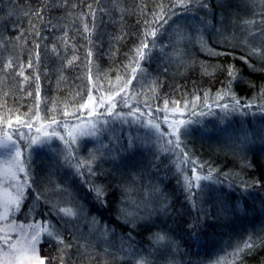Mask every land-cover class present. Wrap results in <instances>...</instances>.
Returning <instances> with one entry per match:
<instances>
[{
    "label": "trees",
    "instance_id": "obj_1",
    "mask_svg": "<svg viewBox=\"0 0 264 264\" xmlns=\"http://www.w3.org/2000/svg\"><path fill=\"white\" fill-rule=\"evenodd\" d=\"M72 2L79 4L76 12H87L88 4L96 10L95 27L90 37L86 38L77 16H67L60 0L55 4L52 0H0V35L12 43H17L15 37L20 33L27 39V43L22 47L17 44L15 49L21 59L27 61L34 41L41 46L39 66L35 70L26 69L32 82L24 87L26 91H33V96L17 92L13 84L2 80L0 104H6L13 111L19 109L21 114L29 107L35 111V75L38 73L42 117L55 102L56 110L48 112V116L70 122L74 121V115L85 119L87 110L81 112L73 108L80 99L77 92L83 95L87 87H92L94 96L103 95L106 89L117 84L118 75L126 79L131 74L135 58L142 70L138 77L146 79L133 80L129 87V103L147 113L146 102L152 108L153 117H143L155 118L157 122L164 117L163 111H156L164 108V101L169 102V109L173 108V101L178 102L176 107L186 113L195 103L196 111H203L204 115L191 117L198 122L189 125L190 134L182 138L183 143L191 158L204 164L203 175H207L209 168L216 172L212 180L202 184V191L193 189L189 200L184 184L186 176L191 178V164L183 162L179 150L169 151L165 140L150 129L123 120L128 123H115L95 139H84L73 145L80 159L96 154L95 163L99 169L94 177L87 171L78 175L74 167H69L60 155L65 148L60 143L34 147L32 171L41 188L49 189L51 211L54 213V206L60 201H68L62 205L68 207L75 203L83 210L79 220L81 233L87 236L91 220L96 218L111 230L108 240L96 239L95 243L101 249L109 244L127 248L129 241L124 238L130 229L123 222L120 210L127 206L131 211L135 207L133 202L141 201H149L148 210L158 209L163 194L170 205L167 213L158 216L153 212L148 226L141 224L132 231L133 247L148 264H264V59L247 55L253 47H264V0H206L207 8L201 7L200 3H194L188 11L177 8V14L169 21L170 26L165 25L155 41L151 36L147 38L149 48L144 50L142 60L136 49L149 27L145 22L151 21L150 13L159 3H168V0ZM44 3L52 6L44 11L43 23L24 14L41 8ZM49 19L56 25L54 30L47 23ZM29 20L37 23L45 39L35 37ZM88 22L91 26V17ZM187 24L192 26L187 28ZM194 24L204 30L198 31ZM179 26L182 29L178 30ZM65 31L70 38L67 46L59 39ZM52 43L57 44L60 56L52 53ZM89 49L93 52L90 65ZM73 55L77 59L69 66L66 60ZM89 67L94 78L91 85L87 80ZM229 71L234 75L230 76ZM97 76L103 86L99 92L95 91ZM228 89L241 105L251 104L252 107L238 108L226 115L215 106L214 99L217 92ZM6 91L9 95L5 97ZM134 93L135 99L132 98ZM205 93L208 94L207 103L212 105L211 112L204 107ZM116 99L120 100L119 97ZM185 104L188 109L184 108ZM64 105H68V117L62 115ZM7 108L0 109V113L7 114ZM116 109L124 114L130 111L121 104ZM169 116L172 117L171 112ZM40 123L35 121L31 131ZM13 127H16L15 121ZM245 134L248 143L241 144ZM224 137L229 141H224ZM129 141H133L131 148ZM97 145L103 146L104 150L99 153ZM72 163L74 165L75 161ZM222 173L228 174L226 179ZM99 184L107 188L106 206L90 191ZM56 186H59L57 190L52 191ZM34 205L32 199L25 202L22 212L16 216L18 223L27 225L33 223L34 218L42 223L41 217L56 220L55 215H47L49 206L35 205L38 213H29L27 209ZM140 211L147 214L143 208ZM197 215L198 243L188 235L185 227ZM160 229L171 234L179 251L173 249L170 254H163L166 242L161 245L151 243L150 233ZM249 236L256 241V248L242 262L239 258L234 260V248L242 245ZM41 247L44 254L56 255L54 243H44ZM137 259L130 254H119L112 264H137ZM85 264L96 262L85 261Z\"/></svg>",
    "mask_w": 264,
    "mask_h": 264
},
{
    "label": "snow or ice",
    "instance_id": "obj_2",
    "mask_svg": "<svg viewBox=\"0 0 264 264\" xmlns=\"http://www.w3.org/2000/svg\"><path fill=\"white\" fill-rule=\"evenodd\" d=\"M94 2L99 3V0H94ZM52 3L55 4L56 0H52ZM194 3H200V6L204 8L208 7L206 0L202 3L201 0H168V3L161 2L157 5L156 10L151 11V21L145 22L149 27L145 30L144 39L141 40L140 45L136 49V54L141 60L144 57V50L149 48L147 38L151 36L153 41H155L157 33L161 29H164L165 25H169V21L177 14L175 11L177 8L188 11ZM60 5L65 8L67 16L71 17L75 15L81 20L86 38L90 37L95 27L96 10L93 9V5H86L87 12H76L75 10L79 8V4L73 3L72 0H60ZM51 6L48 3H44L41 8L25 11L24 14L26 16L31 15L39 23H43L45 20L43 13ZM68 9L72 11H68ZM89 17L92 19L91 26L88 22ZM29 23L35 37L45 39L37 28V23L32 20H29ZM47 23L52 25L53 30L56 28L51 19ZM152 25L156 27H151ZM77 31H80V28H77ZM59 39L65 46L70 42L66 31L63 32ZM0 41H3L0 42V49H2L0 51V74H3L0 76V82L7 80L15 86L17 92L25 93L29 97L33 96V91H26L24 87V85L32 82V76L31 74H26V69L35 70L39 66L41 59L40 44L34 41L33 48L29 49L28 59L24 61L15 51L17 44L22 47L24 43H27L24 33H20V35L15 37L17 43H12L11 40L2 35H0ZM152 46H155L154 43ZM51 51L60 56L57 44H51ZM6 53L7 55H5ZM247 55L259 56L261 59H264V47H253ZM92 56L93 52L89 49L87 52L89 65L91 64L90 58ZM76 59L77 57L73 55L66 60V64L70 66ZM138 72H142V70L139 68V63L133 58L131 74L126 79L118 75L116 77L117 84L106 89L103 95L94 96L92 87H87L86 93L83 95L77 92L80 99L76 101L73 108L81 112L87 110V117L89 118L84 120L83 116H75L73 113L74 121H82L81 123L58 120L56 116H48V112L56 110L55 102L52 103L51 108L46 109L45 116H41L39 111L41 89L38 73L35 75V111H33L32 107H29L27 112L21 114L19 113V109L13 111V109L7 108L6 104H0V109L7 108V114L0 113V264H85V261H95L96 264H112L119 254H130L138 258L137 264H148L147 259L133 247L132 231L141 224L148 226L153 212H156L158 216L166 214L170 207L167 203V196L162 194L161 207L158 209L148 210L149 201L133 202L135 207L131 211L127 209V206L121 209L120 214L123 217V222L130 229L127 237L124 238L129 241L127 248L124 246L116 248L114 245L109 244L101 249L99 244L95 243L96 239L108 240L111 230L107 229L106 225L100 224L96 218H93L89 227V234L85 236L79 229V220L83 210L75 203L71 207H68L62 206L69 203L68 201H60L54 206L55 211L53 213L51 211L52 200L48 195L49 189L41 188L32 171L34 146L44 147L50 145L52 139L55 137H58L65 145L64 152L60 153L63 156L64 162L69 167H74L78 175L82 176L87 171L90 176L94 177L98 174L99 169V165L95 163L97 159L96 154L92 153L87 159H80L73 145H78L81 139L97 137L102 129H106L112 123L108 117H114L123 121L127 115L133 118L132 122L138 121L142 126H147L160 139H164L169 151L175 152L179 150V155L183 158V162L191 164V178L186 176V183L184 184V187L188 191L187 198L189 200L192 198L193 189L203 190L204 185L200 181L212 180L216 170L209 168L207 175H203L204 164L191 158L190 153L186 151V145L182 139L190 134L189 125L198 122L192 120L191 117L204 115L203 111L197 112V105L193 103L191 110L186 113L176 107L178 104L176 101L172 102L174 106L169 109V102L166 100L164 101V108H157L156 111H163L165 113L163 120L167 123V130H161V124L155 118L145 122L140 118L145 115L153 117L151 106L145 102V106L148 108L147 113H145L139 107H134L129 103V87L132 85L133 80L139 82L140 78L146 79L143 76L138 77ZM229 75L233 76L234 74L229 71ZM16 77L21 79L16 80ZM93 79L91 68L89 67L87 76L89 85L93 84ZM102 87L97 76L95 91L99 92ZM8 95L9 92H4L5 97ZM135 95L134 93L133 99H135ZM117 97L120 98L119 101H117ZM196 99L199 100L200 97H196ZM203 99L204 107H207L209 112H211L212 105L207 103V93H205ZM221 101L223 102L221 103ZM118 104L128 107L130 109L129 113L115 112L114 110ZM214 104L226 115L229 112L236 111L238 108L252 107L251 104L241 105L230 89L217 92ZM184 108L188 109V105L185 104ZM98 109H103V111H98ZM169 112L172 113L171 122H168ZM137 113H139V116H137ZM69 114L68 105H64L62 115L68 117ZM13 121H15L16 127H13ZM35 121L41 122L39 127H35L36 135H33L31 131L25 132L22 130L24 128L31 130L34 127ZM46 124L47 127H45ZM52 125H56V127H52ZM60 128L64 130L63 134L58 131ZM240 143H248L247 134H245L244 140L240 141ZM132 146L133 141H129L128 147L131 148ZM73 161H75L74 165ZM248 166L251 167L250 164ZM221 175L225 179L228 176L227 173H222ZM247 186V182H245V188ZM58 187H54L52 191H56ZM90 191L94 193L95 199L98 202L105 206L107 205L106 197L108 192L103 184L94 185ZM29 199L35 201V205L49 206L50 210L47 215L49 217L55 215L56 220L41 217L42 223L36 222L35 218L33 223L27 225L25 223H18L16 216L22 212L25 202ZM35 205L29 207L27 211L29 213H38V208ZM142 208L146 210V215L140 211ZM198 221L199 215L194 220L188 221L185 226L188 235L197 243L199 242L196 237ZM45 238L50 239L45 240ZM150 238L151 243L154 245H161L166 242L163 254H170L173 249L179 251V245H176L171 234L164 232L162 229L152 231ZM44 243H54L56 255L49 256L44 254L41 247ZM256 246V241L249 236L247 240L242 242V245H237L234 248L232 253L234 260L239 258L242 262L244 257L251 254ZM109 248H112V251H109Z\"/></svg>",
    "mask_w": 264,
    "mask_h": 264
},
{
    "label": "rangeland",
    "instance_id": "obj_3",
    "mask_svg": "<svg viewBox=\"0 0 264 264\" xmlns=\"http://www.w3.org/2000/svg\"><path fill=\"white\" fill-rule=\"evenodd\" d=\"M187 23V22H186ZM182 27H185V25L184 24H182L181 25ZM189 26H192V25H190V24H187L186 25V27L188 28ZM194 27H196L197 29H199L198 31H203L204 30V28L203 27H200L199 25H197V24H194ZM180 29H182L180 26H179V29L178 30H180ZM99 111H100V109H98ZM103 111V110H102ZM115 112H118L119 110H114ZM86 113H87V111H86ZM138 116V115H137ZM87 119H89L88 117H86L84 120H87ZM108 119H109V121H112V123H110L109 125H108V129H110L109 127H111L112 125H114L115 123H120V124H122V123H128V122H130V123H132V124H138V125H141L138 121H136V122H132L133 121V118L132 117H130V116H125V119L124 120H127L128 122H126V121H121V120H119V119H115L114 117H108ZM140 119H142V120H144L145 122H147L149 119H151V118H146V117H141ZM171 119H172V117H170L169 116V121L168 122H171ZM192 120H196L195 118L194 119H192ZM82 121H79V122H76V123H81ZM159 123L161 124V130H167V123L163 120V117H161L160 119H159ZM142 126V125H141ZM45 127H47V125H45ZM52 127H56V125H52ZM145 128H148L147 126H144ZM107 128L105 129V130H107ZM149 129V128H148ZM23 130V129H22ZM104 129H102L101 131H100V133L103 131ZM23 131H25V132H29V131H31V130H29V129H24ZM58 131H60L62 134H63V129L62 128H60V129H58ZM32 132V134L33 135H36V133H35V130L34 131H31ZM99 133V134H100ZM99 134H98V136H99ZM96 137H88V138H84L85 140H91V139H95ZM84 139H81L80 141H82V140H84ZM223 140L225 141H229V139H227V138H223ZM55 142H58V143H60V144H62V145H64V143L58 138V137H55V138H53L52 139V143L51 144H53V143H55ZM65 146V145H64ZM35 147V146H34ZM104 147L103 146H100V145H97V151L100 153L101 151H103L104 149H103ZM190 177H191V174H190ZM200 183L201 184H203V183H206L205 181H200Z\"/></svg>",
    "mask_w": 264,
    "mask_h": 264
}]
</instances>
